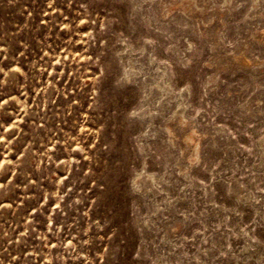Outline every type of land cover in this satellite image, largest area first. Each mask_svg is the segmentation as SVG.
I'll return each instance as SVG.
<instances>
[{
	"label": "rangeland",
	"instance_id": "374dc122",
	"mask_svg": "<svg viewBox=\"0 0 264 264\" xmlns=\"http://www.w3.org/2000/svg\"><path fill=\"white\" fill-rule=\"evenodd\" d=\"M0 264H264V0H0Z\"/></svg>",
	"mask_w": 264,
	"mask_h": 264
}]
</instances>
